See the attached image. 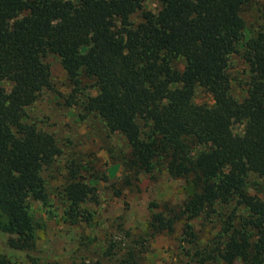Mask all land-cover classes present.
Masks as SVG:
<instances>
[{
  "label": "trees",
  "instance_id": "obj_1",
  "mask_svg": "<svg viewBox=\"0 0 264 264\" xmlns=\"http://www.w3.org/2000/svg\"><path fill=\"white\" fill-rule=\"evenodd\" d=\"M160 2L158 12L144 10L135 23L143 0H0V80L11 83L10 89L0 83L1 230L31 264H62L36 255L30 208L32 197L49 202L42 168L61 152L52 133L25 120L26 107L50 84L42 60L47 52L61 58L74 83L93 81L97 93L84 108L126 137L129 168L151 172L163 164L194 186L180 210L153 215L154 232H171L185 219L186 240L195 243L189 221L234 202L245 210L230 215L239 216V226L230 223L222 247L198 243L187 254L196 264H264V199L249 190L252 174L264 179V3L261 27L252 34L242 14L248 0ZM236 53L249 74L243 100L232 94L228 72ZM199 86L212 104L195 102ZM236 121L244 123L241 133L234 131ZM64 196L71 222L92 218L83 205L96 196L93 185L74 178ZM125 263L139 264L132 254ZM0 264L21 263L0 252Z\"/></svg>",
  "mask_w": 264,
  "mask_h": 264
},
{
  "label": "rangeland",
  "instance_id": "obj_2",
  "mask_svg": "<svg viewBox=\"0 0 264 264\" xmlns=\"http://www.w3.org/2000/svg\"><path fill=\"white\" fill-rule=\"evenodd\" d=\"M264 0H248L242 14L250 33L254 34L262 24ZM160 0H143L132 19L142 21L144 10L158 12ZM48 66L50 84L38 98L26 107L25 120L52 133L61 149L59 155L42 168L49 202L30 199V208L37 228L36 255L42 261L71 264L83 259L99 260L101 264H120L131 254L139 264H169L189 261L196 264L195 245L218 250L221 243L238 225L239 216L234 212L245 210L236 203L217 204L189 222L196 234L195 243H188L185 219L176 222L171 232H154L150 223L155 213L168 209L175 211L193 193L194 186L188 178L173 177L163 164L151 172L129 168L125 161L130 153L126 137L119 131H111L104 120L84 108L89 95L97 93L93 81L82 77L74 83L61 58L52 52L42 57ZM184 60L178 59L177 67L184 68ZM228 72L232 79V94L243 100L248 88V68L241 53L231 56ZM8 89L11 83L0 80ZM194 100L197 103H213V97L203 87H198ZM234 131L241 133L244 123L236 121ZM74 178L96 188V196L83 205L92 213L90 220L71 222L64 187ZM250 193L264 199V179L250 176ZM245 213H248L245 211ZM5 218L0 214V252L21 264H31L26 254L8 246V238L1 230ZM239 226V225H238ZM199 243V244H198ZM201 246V248H203ZM212 264H222L215 260ZM126 264V263H125ZM235 264H244L237 260Z\"/></svg>",
  "mask_w": 264,
  "mask_h": 264
}]
</instances>
